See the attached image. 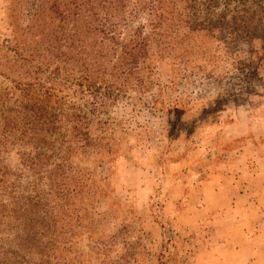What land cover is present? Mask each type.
I'll return each mask as SVG.
<instances>
[{
	"label": "rangeland",
	"instance_id": "rangeland-1",
	"mask_svg": "<svg viewBox=\"0 0 264 264\" xmlns=\"http://www.w3.org/2000/svg\"><path fill=\"white\" fill-rule=\"evenodd\" d=\"M147 1L0 0V89L81 106L90 137L115 147L71 154L87 186L71 194L59 264H264V0H167L157 29ZM140 25L143 81L96 99L82 75L104 86L111 37Z\"/></svg>",
	"mask_w": 264,
	"mask_h": 264
},
{
	"label": "trees",
	"instance_id": "trees-1",
	"mask_svg": "<svg viewBox=\"0 0 264 264\" xmlns=\"http://www.w3.org/2000/svg\"><path fill=\"white\" fill-rule=\"evenodd\" d=\"M166 1L150 0L142 6L149 11L153 29L163 23L165 16L157 11L158 4L163 8ZM169 2L175 4L176 0ZM114 15L107 16L105 21L119 17ZM111 39L116 51H121L118 63L112 66L116 71L103 81L104 86L98 85L97 78L82 75L96 99H100V91L104 97L116 96V87L123 90L129 81L142 80L141 65L150 57L153 38L144 32L143 25L138 26L130 42ZM53 49L54 46L49 51ZM13 50L15 61L22 63L21 74L32 76L34 57L17 45ZM93 65L105 68L103 60L97 59ZM83 82L78 83L81 88L76 90L82 95L86 94ZM118 83L120 87L116 86ZM18 87L26 89L21 82ZM103 87L107 91L102 93ZM35 99L30 92L17 99L8 87L0 89V264H59L63 255L57 252L61 246L65 250L67 242L64 220L71 194L87 186L84 175L75 170L71 154L87 153L88 147L109 156L115 151V147L102 144L100 135L90 137L91 119L81 106L67 104L63 98L54 105Z\"/></svg>",
	"mask_w": 264,
	"mask_h": 264
}]
</instances>
